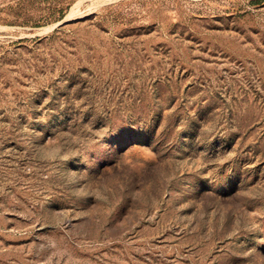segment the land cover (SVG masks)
<instances>
[{"label":"rangeland","instance_id":"obj_1","mask_svg":"<svg viewBox=\"0 0 264 264\" xmlns=\"http://www.w3.org/2000/svg\"><path fill=\"white\" fill-rule=\"evenodd\" d=\"M0 264H264V0H0Z\"/></svg>","mask_w":264,"mask_h":264},{"label":"bare ground","instance_id":"obj_2","mask_svg":"<svg viewBox=\"0 0 264 264\" xmlns=\"http://www.w3.org/2000/svg\"><path fill=\"white\" fill-rule=\"evenodd\" d=\"M75 10V9H74ZM72 11L66 18H65V21H68L70 20L71 18H73V15L75 14V11ZM75 16V15H74Z\"/></svg>","mask_w":264,"mask_h":264},{"label":"water","instance_id":"obj_3","mask_svg":"<svg viewBox=\"0 0 264 264\" xmlns=\"http://www.w3.org/2000/svg\"><path fill=\"white\" fill-rule=\"evenodd\" d=\"M66 22H68V21H63L62 23L59 24V26L65 24Z\"/></svg>","mask_w":264,"mask_h":264},{"label":"trees","instance_id":"obj_4","mask_svg":"<svg viewBox=\"0 0 264 264\" xmlns=\"http://www.w3.org/2000/svg\"><path fill=\"white\" fill-rule=\"evenodd\" d=\"M62 19H63V17L60 20H62Z\"/></svg>","mask_w":264,"mask_h":264}]
</instances>
